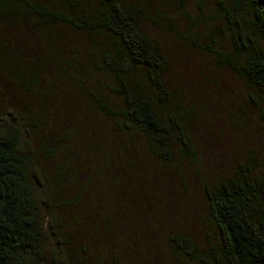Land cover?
I'll return each mask as SVG.
<instances>
[{
    "label": "trees",
    "instance_id": "1",
    "mask_svg": "<svg viewBox=\"0 0 264 264\" xmlns=\"http://www.w3.org/2000/svg\"><path fill=\"white\" fill-rule=\"evenodd\" d=\"M163 2L156 19L141 0H0V264H121L83 255L85 245L48 248L44 209L52 200L42 190L46 176L59 183L76 161L71 145L92 144V169L110 177L115 166L108 164L117 165L110 143L125 148L135 137L165 167L200 162L198 115L181 100L173 104L179 98L168 77L173 60L146 26V18L164 19V30L179 33L163 14L184 9L186 0ZM198 3L197 16L186 12L188 34L180 33L187 46L237 75L260 107L264 0ZM78 100L91 101L92 111L80 116ZM75 115L79 127H62ZM101 117L115 128L109 136L98 126ZM204 189L211 239L174 231L173 251L197 264H264V159L253 150Z\"/></svg>",
    "mask_w": 264,
    "mask_h": 264
},
{
    "label": "rangeland",
    "instance_id": "2",
    "mask_svg": "<svg viewBox=\"0 0 264 264\" xmlns=\"http://www.w3.org/2000/svg\"><path fill=\"white\" fill-rule=\"evenodd\" d=\"M141 1L146 3L153 18H160L157 13L164 5L163 0ZM199 1L186 0L184 9L177 7L163 14L174 18L179 33L171 28L164 30L163 22H168L164 19L154 24L146 18V26L155 36L162 37L173 60L168 77L179 90V98L173 104L181 100L198 115L195 133L202 161L185 164L177 160L181 165L165 167L155 162L135 137L132 145L125 148L121 141L110 143V155L117 164L107 163L108 168L116 167L112 168L114 176L110 177L92 169L95 152L92 144L83 143L80 147L79 143H69L67 147L71 145L72 154L79 153L76 161L68 164L59 183L57 178L46 176L42 190L52 200L50 207L44 209L49 250H55L62 241L72 247L85 245L82 254L94 260L118 258L121 264H197L178 256L169 236L174 231H186L201 242L209 241L213 226L208 221L206 227L204 222L205 184L230 170L237 161L247 160L253 150L264 159V103L260 107L252 104L248 89L237 75L217 68L209 55L188 47L181 35L188 34L187 10L197 16ZM207 2L212 7V0ZM79 35L81 40L85 39ZM78 101L80 116L92 111L91 101ZM72 121L63 123L62 127H70L74 122L79 127L76 115ZM112 125L103 117L98 124L107 136L108 131L115 130ZM35 137L41 141L37 133ZM124 165L128 166L127 171ZM65 200L71 203L65 204ZM50 213L56 217L52 218Z\"/></svg>",
    "mask_w": 264,
    "mask_h": 264
}]
</instances>
